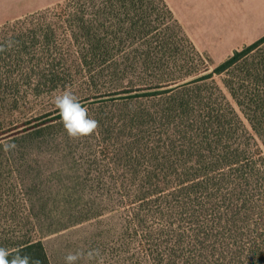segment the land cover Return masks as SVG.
<instances>
[{"label":"trees","instance_id":"16d2710c","mask_svg":"<svg viewBox=\"0 0 264 264\" xmlns=\"http://www.w3.org/2000/svg\"><path fill=\"white\" fill-rule=\"evenodd\" d=\"M0 46V84L20 89L19 103L66 89L97 99L90 137L69 138L51 113L23 131L40 153L82 162L83 197L118 191L140 207L182 210L190 235L146 249L151 264H264L263 239L236 235L264 197L251 193L264 186V36L211 69L164 0H66L0 26ZM0 247L51 264L39 239Z\"/></svg>","mask_w":264,"mask_h":264},{"label":"rangeland","instance_id":"374dc122","mask_svg":"<svg viewBox=\"0 0 264 264\" xmlns=\"http://www.w3.org/2000/svg\"><path fill=\"white\" fill-rule=\"evenodd\" d=\"M218 65L211 64V69ZM3 77L0 72V83ZM71 91L88 109L97 107L92 104L97 102L94 94ZM61 92L28 97L19 103L20 89L0 84V240L23 236L39 239L51 264H65L64 256L70 251L90 249L100 250L103 264H151L146 249L177 233L190 235L179 215L182 210L140 207L121 198L118 191L101 200L83 197L82 162H73L65 152L40 153L39 140L29 136L31 131L23 132L48 119L43 118L46 114H58L53 97ZM5 144L15 147L6 150ZM79 176L81 180H77ZM106 190H110L109 186ZM231 193L230 189L222 194ZM251 193L264 194V186L257 185ZM257 198L261 215L255 216L248 226H239L236 235L247 236L243 242L259 237L264 244V197L261 201ZM87 212L97 215L87 217ZM80 218L90 219L77 222ZM248 229L255 233L251 236ZM213 242L206 243L210 250ZM194 250L188 247L185 251Z\"/></svg>","mask_w":264,"mask_h":264},{"label":"crops","instance_id":"0c3cea01","mask_svg":"<svg viewBox=\"0 0 264 264\" xmlns=\"http://www.w3.org/2000/svg\"><path fill=\"white\" fill-rule=\"evenodd\" d=\"M66 0H0V26ZM195 48L221 64L264 36V0H164Z\"/></svg>","mask_w":264,"mask_h":264},{"label":"clouds","instance_id":"9594fccd","mask_svg":"<svg viewBox=\"0 0 264 264\" xmlns=\"http://www.w3.org/2000/svg\"><path fill=\"white\" fill-rule=\"evenodd\" d=\"M7 46L11 48L12 42L9 41ZM0 51H4L3 46H0ZM53 104L58 110L64 130L69 138L82 139L90 137L98 131L99 122L89 114V109L80 102V98L70 89L54 95ZM14 147L12 144H5L6 150ZM10 256L12 257L11 260L8 259ZM80 261H84V264H91L92 261H96V264H103L99 249H90L86 252L84 250L70 251L64 256L65 264H79ZM0 264H29V257H22L20 249L12 251L6 247H0ZM34 264H38V262H34Z\"/></svg>","mask_w":264,"mask_h":264}]
</instances>
